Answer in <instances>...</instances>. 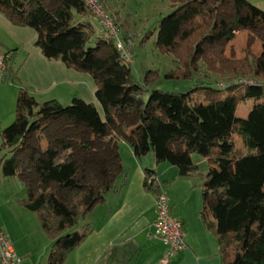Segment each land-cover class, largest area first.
I'll list each match as a JSON object with an SVG mask.
<instances>
[{
  "label": "trees",
  "instance_id": "1",
  "mask_svg": "<svg viewBox=\"0 0 264 264\" xmlns=\"http://www.w3.org/2000/svg\"><path fill=\"white\" fill-rule=\"evenodd\" d=\"M172 2L174 8L159 22L155 47L175 53L181 42H194L191 62L202 59L226 77L224 86L198 81L185 92L152 88L149 71L142 80L136 77L114 35L97 32L82 0H0V14L31 28L46 58L91 75L105 117L80 98L68 105L56 99L37 103L20 87L13 121L0 131L2 174L23 182L25 196L18 204L36 213L51 241L47 264H64L88 233L82 219L122 170L121 138L135 156L151 151L157 163L175 165L179 176L198 172L192 153L204 158L202 216L208 211L213 217L207 225L217 237L222 264H264V52L246 48L243 59L232 60L212 49L233 40L239 29L264 28V13L247 0ZM240 102H250L245 116L237 112ZM128 116L132 122H123ZM57 120L77 130L51 140L46 132L50 142L41 148L37 131L47 128L43 122ZM69 148L60 159L59 152ZM144 187L157 196L162 192L155 170L145 169Z\"/></svg>",
  "mask_w": 264,
  "mask_h": 264
},
{
  "label": "crops",
  "instance_id": "2",
  "mask_svg": "<svg viewBox=\"0 0 264 264\" xmlns=\"http://www.w3.org/2000/svg\"><path fill=\"white\" fill-rule=\"evenodd\" d=\"M0 28L10 34L11 45L16 47L10 50L9 64H12L19 50L26 52L18 67L12 68L15 71L14 79L7 72L0 84L3 128L11 123L9 121L15 114L20 87L34 97L38 91H54L55 86H65L70 92L76 91L72 94L86 103L93 104L104 120V112L95 96L96 87L89 73L68 67L59 58H46L34 44L35 32L31 28L11 24L2 14ZM37 63L45 65L41 64L42 68L36 71ZM52 99L58 100L57 97ZM118 142L122 170L112 188L82 219L81 225L88 228V233L66 255L64 264H163V244L149 237L151 224L156 217L157 194L144 187L145 169L156 171L157 182L169 200L170 214L182 222L185 231L186 248L169 264H222L217 237L207 225V222H213V217L208 211L207 218L202 216V183L208 170L206 160L192 153L191 159L198 165V172L179 176L175 165L168 161L157 163L151 151L137 157L125 138ZM26 214V217L29 216ZM36 220L39 223L38 218ZM5 221L0 220V230L9 236L16 254L22 258V264H47L50 239L46 236L41 246L28 245L25 232L19 231L15 224H5ZM33 227L35 233L43 231L40 223L39 227L36 223Z\"/></svg>",
  "mask_w": 264,
  "mask_h": 264
},
{
  "label": "rangeland",
  "instance_id": "3",
  "mask_svg": "<svg viewBox=\"0 0 264 264\" xmlns=\"http://www.w3.org/2000/svg\"><path fill=\"white\" fill-rule=\"evenodd\" d=\"M97 1L103 11L102 20L99 18H95L93 20V24L97 32L107 36V34L110 33L109 31L112 29L111 32L114 35L116 45L118 49L125 52L127 55L129 60L126 62L133 65V72L136 77L142 80L146 71H149V78L153 77L154 79L151 82L152 88L185 92L191 89L194 84L198 83V81L211 83L219 81L220 83H218V86H224L221 81L226 77L210 71L208 69V64L202 61V59L198 57L196 64L191 62L193 60L191 55H193L194 42H181L176 48L175 53H164L155 47L154 39L157 34L159 22L174 8L172 6V0ZM247 1L250 6L264 13V0ZM0 40H2L0 41V50L3 53L8 52L10 55V50L16 47H14L15 45H11L13 42L11 41L12 38L10 34L1 28ZM222 41L223 42H220L218 48L213 47L212 49H220L222 55L228 59H243L246 55V48H249V50L253 53L264 52V28H242L236 32L233 40ZM102 50L105 51V47H102ZM25 54L26 52H24V50H19L12 64L10 63V65L13 66L12 68L16 69L18 67V65L23 61ZM41 64L42 63H37L35 65L37 68L36 71L39 68H42ZM8 76L10 77L9 74ZM242 82L246 81L242 80ZM72 93H76V91L72 90L70 92L65 86H55L54 91H52V89H46L45 91L42 90L34 93V99L37 103H42L57 97L61 104L68 105L74 98H80L76 94ZM145 100H147V96L145 97ZM249 103L250 102H240L238 104L237 112L239 115H246ZM1 117L2 112L0 111V131L3 128L2 126H4L3 123L1 124ZM129 117L130 116L125 117L123 122H132L131 119L128 120ZM13 118L14 114L9 122H12ZM42 124L47 126V128H45L44 131L40 130L36 133L38 135L37 137L39 142L41 143V148L48 145L52 138H57L59 135H72L77 130V127H75L76 130H73V126L64 124L60 120L53 122L52 125H48V122H43ZM115 125L118 128L121 127V124L118 122H116ZM131 125L130 128H133L134 125L132 127ZM127 128H129V125ZM46 132H50V140L47 139ZM91 134L92 133H87L86 136L88 138H93L94 135ZM118 146H120V144H118ZM53 147L57 148L58 144H54ZM70 152V148L60 151V159ZM24 196L25 186L18 175L5 177L3 176L0 167V220H6L5 224L6 222H9L12 226L15 224L20 229L19 231L25 232L26 243H28V245L36 247L38 245L41 246L42 241H46L47 239L46 235L43 231L37 233L34 232L35 229L33 224L36 223L39 227V223L36 220V213L33 214V212H30L26 208H21V206H19L18 200ZM25 214L29 216L26 217Z\"/></svg>",
  "mask_w": 264,
  "mask_h": 264
},
{
  "label": "built area",
  "instance_id": "4",
  "mask_svg": "<svg viewBox=\"0 0 264 264\" xmlns=\"http://www.w3.org/2000/svg\"><path fill=\"white\" fill-rule=\"evenodd\" d=\"M82 2L95 18L103 19V11L97 0H82ZM111 30L109 32L112 34ZM120 53L125 61L129 60L125 52L120 50ZM6 74V54L0 50V84ZM149 237L163 244L164 254L161 261L163 264H169L186 248L183 224L170 214L169 200L163 192L156 196V217L151 224ZM0 264H22V258L16 254L9 236L2 230H0Z\"/></svg>",
  "mask_w": 264,
  "mask_h": 264
}]
</instances>
